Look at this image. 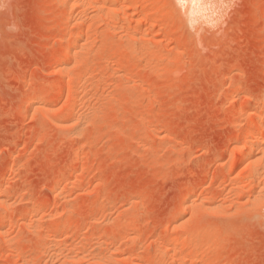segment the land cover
Returning <instances> with one entry per match:
<instances>
[{
    "label": "rangeland",
    "instance_id": "374dc122",
    "mask_svg": "<svg viewBox=\"0 0 264 264\" xmlns=\"http://www.w3.org/2000/svg\"><path fill=\"white\" fill-rule=\"evenodd\" d=\"M245 137L264 0H0V264H264Z\"/></svg>",
    "mask_w": 264,
    "mask_h": 264
},
{
    "label": "bare ground",
    "instance_id": "6f19581e",
    "mask_svg": "<svg viewBox=\"0 0 264 264\" xmlns=\"http://www.w3.org/2000/svg\"><path fill=\"white\" fill-rule=\"evenodd\" d=\"M73 1V0H72ZM76 1V0H75ZM78 2H79V0H77ZM74 3V2H73ZM79 4V3H78ZM79 6V5H78ZM81 6V5H80ZM79 6V7H80ZM82 8V7H81ZM115 9V8H114ZM118 10V9H117ZM116 10V11H117ZM116 19V18H115ZM137 33V32H136ZM254 121V120H253ZM257 123V122H256ZM254 124L253 126H252V128H251V130L253 129V130H256V127H258L259 128V126L261 127L262 125H260V124ZM251 125V124H250ZM255 127V128H254ZM249 135V134H248ZM256 136V135H255ZM250 137V136H249ZM242 144H245V145H249L250 147H253V146H255V145H258V146H262V145H264V140L262 139H260V140H258V138H256V140L253 138H247V137H245V139H244V143L242 142ZM255 147H257V146H255ZM254 147V148H255ZM252 149V148H251ZM253 151V150H252ZM257 151V150H256ZM260 162V161H259Z\"/></svg>",
    "mask_w": 264,
    "mask_h": 264
},
{
    "label": "snow or ice",
    "instance_id": "6c2138e0",
    "mask_svg": "<svg viewBox=\"0 0 264 264\" xmlns=\"http://www.w3.org/2000/svg\"><path fill=\"white\" fill-rule=\"evenodd\" d=\"M222 7H224L225 9H227L229 7V5L225 4Z\"/></svg>",
    "mask_w": 264,
    "mask_h": 264
}]
</instances>
